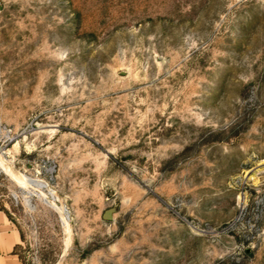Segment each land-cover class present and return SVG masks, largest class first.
<instances>
[{
    "label": "rangeland",
    "instance_id": "374dc122",
    "mask_svg": "<svg viewBox=\"0 0 264 264\" xmlns=\"http://www.w3.org/2000/svg\"><path fill=\"white\" fill-rule=\"evenodd\" d=\"M0 208L25 264H264V0H0Z\"/></svg>",
    "mask_w": 264,
    "mask_h": 264
},
{
    "label": "crops",
    "instance_id": "0c3cea01",
    "mask_svg": "<svg viewBox=\"0 0 264 264\" xmlns=\"http://www.w3.org/2000/svg\"><path fill=\"white\" fill-rule=\"evenodd\" d=\"M22 243L21 232L16 224L0 209V264H23L15 248Z\"/></svg>",
    "mask_w": 264,
    "mask_h": 264
},
{
    "label": "trees",
    "instance_id": "16d2710c",
    "mask_svg": "<svg viewBox=\"0 0 264 264\" xmlns=\"http://www.w3.org/2000/svg\"><path fill=\"white\" fill-rule=\"evenodd\" d=\"M0 209H3V208H0ZM3 210L6 212V214L8 215V217L13 221L12 217L10 216V214H9L5 209H3ZM18 229H19V228H18ZM19 230H20V229H19ZM20 232H21V230H20ZM21 236H22V233H21ZM14 251L17 252L18 255H19V257L21 258V256H20V254H19L17 248H15ZM21 259H22V258H21ZM22 261H23V260H22ZM23 264H25L24 261H23Z\"/></svg>",
    "mask_w": 264,
    "mask_h": 264
},
{
    "label": "water",
    "instance_id": "95a60500",
    "mask_svg": "<svg viewBox=\"0 0 264 264\" xmlns=\"http://www.w3.org/2000/svg\"><path fill=\"white\" fill-rule=\"evenodd\" d=\"M110 210H111V209H107V210L105 211V213H106L107 216H108V214L110 213Z\"/></svg>",
    "mask_w": 264,
    "mask_h": 264
}]
</instances>
